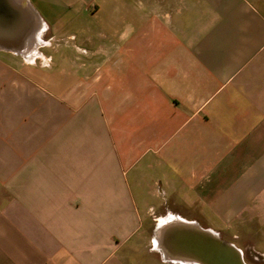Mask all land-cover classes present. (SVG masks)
Segmentation results:
<instances>
[{
    "label": "crops",
    "instance_id": "1",
    "mask_svg": "<svg viewBox=\"0 0 264 264\" xmlns=\"http://www.w3.org/2000/svg\"><path fill=\"white\" fill-rule=\"evenodd\" d=\"M15 2L32 22L0 33V264H185L180 220L264 264V0ZM76 17L67 58L40 49Z\"/></svg>",
    "mask_w": 264,
    "mask_h": 264
},
{
    "label": "water",
    "instance_id": "2",
    "mask_svg": "<svg viewBox=\"0 0 264 264\" xmlns=\"http://www.w3.org/2000/svg\"><path fill=\"white\" fill-rule=\"evenodd\" d=\"M32 17L26 8L15 0H0V33L11 36L31 24ZM180 224L167 225L165 234L169 255L185 264H247L240 251L226 243L209 229L194 222L180 220Z\"/></svg>",
    "mask_w": 264,
    "mask_h": 264
},
{
    "label": "rangeland",
    "instance_id": "3",
    "mask_svg": "<svg viewBox=\"0 0 264 264\" xmlns=\"http://www.w3.org/2000/svg\"><path fill=\"white\" fill-rule=\"evenodd\" d=\"M86 19H87V17H76V20L74 21V23H72L70 25L67 24L63 28L62 32L59 34V37H56V39L50 38L51 35L49 32H42L41 38L45 42L44 44L46 46H43L40 49L41 50L44 49V51H51L52 49H54L55 51H57L60 54L61 60H63L64 58H67V52H68L67 48L68 47L71 48L72 46H70V45H72L73 43H79L80 44V40L84 35V31L81 28V26H82V22ZM90 26H91V32L90 33H93L95 35L96 34L94 32L95 30H93L95 25L91 24ZM71 34H72V36H70ZM100 42H103V40H100V39L94 40L93 43H91L88 47L90 49H93V50L96 49L97 50ZM100 52H101L100 50H97V52H95V54H94L95 60H100L101 56L104 55V53H102V52L100 55ZM57 55L58 54L56 52L52 53V56H54V60H58L59 57H57ZM145 228L147 229L148 232H150L152 229V226H145ZM251 259H253L252 262L259 263L258 257L256 259H254V258H251Z\"/></svg>",
    "mask_w": 264,
    "mask_h": 264
},
{
    "label": "bare ground",
    "instance_id": "4",
    "mask_svg": "<svg viewBox=\"0 0 264 264\" xmlns=\"http://www.w3.org/2000/svg\"><path fill=\"white\" fill-rule=\"evenodd\" d=\"M23 4V3H22ZM35 34V33H34ZM35 36V35H34Z\"/></svg>",
    "mask_w": 264,
    "mask_h": 264
}]
</instances>
